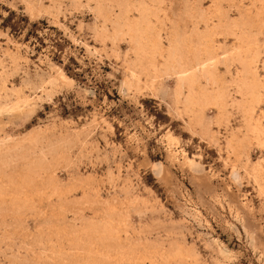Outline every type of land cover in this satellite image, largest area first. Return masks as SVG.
Here are the masks:
<instances>
[{
    "label": "rangeland",
    "instance_id": "1",
    "mask_svg": "<svg viewBox=\"0 0 264 264\" xmlns=\"http://www.w3.org/2000/svg\"><path fill=\"white\" fill-rule=\"evenodd\" d=\"M144 1L165 50L144 40L141 64L120 0H0V264H264V0H131L129 19ZM172 31L219 57L192 108Z\"/></svg>",
    "mask_w": 264,
    "mask_h": 264
},
{
    "label": "bare ground",
    "instance_id": "2",
    "mask_svg": "<svg viewBox=\"0 0 264 264\" xmlns=\"http://www.w3.org/2000/svg\"><path fill=\"white\" fill-rule=\"evenodd\" d=\"M130 1L131 0H120L121 4L124 5V11H123V14H124L123 20L124 21L122 20L123 23L121 22L122 26H120V27H123L121 29H122V31H125V34L130 35L131 41L133 43V49H134V51L138 57L139 62L141 63L142 59H144V61H145V58H146L147 53H148V51L144 47L145 46L144 40H151L152 44L155 47V50L161 54H162L163 50H165V49L162 46L163 42H161L160 29H157L156 27H154L148 19L149 10H148V7L146 5L147 1L139 3V7L141 9L140 10L141 11V15H140L141 17L139 19H134V20L129 19L127 17V13L130 11V7H131ZM117 21H118V19H117ZM226 29H227V31L230 30V28H228V27H226ZM236 30H238V29H236ZM108 31H109V29H108ZM107 33H109V32H107ZM178 35L179 34L177 32L172 31L171 43H170L169 48L166 49V52H167L166 67L168 69H173L179 75V87L177 89V98L178 99L181 96V88L184 85H186L188 87L189 93L185 97L184 103H185L186 108H192L193 106L199 105L202 102L201 101L202 95L200 96L198 91L196 90V85L198 84L199 77H201L202 75L205 76L206 79L209 82H211L213 85H216L218 83V81H219L218 76L215 74L214 71L216 70L217 64L219 62V57H218L216 49L212 48V46H209V45L205 46V49L202 48L204 50V52L202 51V49L200 50V49L191 48V47L185 48L184 46H181L178 43V40L176 38V36H178ZM247 37L248 36H245L244 33L242 32L240 34L239 39L240 40H242V39L247 40L248 39ZM163 45H164V43H163ZM235 56H236V59H238L243 64V67H244L243 77L241 78V81L243 84V89L250 92V91H252V87L250 86V84H247L246 74H247L248 67L252 64V62L254 60H250L248 58V56H243L242 51H238V52L235 51L233 53L232 57L234 58ZM141 64H143V63H141ZM133 71H134V69H133ZM130 72H132V71H130ZM204 97L206 99H215V100L219 101L221 104H223L226 102V97H228L226 87H223V88L218 87L214 90V92L209 93L207 95H204ZM235 107H237V106H235ZM255 128L257 129V131L264 134V126L262 125V123L260 121L256 123ZM51 153H53V152H51ZM51 158H52V156H51ZM50 177L51 176H49V178Z\"/></svg>",
    "mask_w": 264,
    "mask_h": 264
},
{
    "label": "trees",
    "instance_id": "3",
    "mask_svg": "<svg viewBox=\"0 0 264 264\" xmlns=\"http://www.w3.org/2000/svg\"><path fill=\"white\" fill-rule=\"evenodd\" d=\"M41 21H30L26 16L21 15L17 17V14L12 11L7 16L3 18V27H9L14 34H21L22 32L26 35V40H29L32 36H34L36 39L40 40V37L37 33V29L39 26V23ZM57 44L60 45V43L57 41ZM79 66L78 62L74 59L73 56H70L67 64L64 66L65 70L72 76H74L76 79L83 80V72L86 70V68H83L80 71H77V67Z\"/></svg>",
    "mask_w": 264,
    "mask_h": 264
}]
</instances>
